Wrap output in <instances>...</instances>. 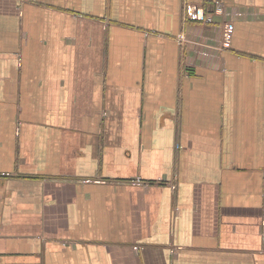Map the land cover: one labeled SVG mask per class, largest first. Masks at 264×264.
I'll return each instance as SVG.
<instances>
[{"label": "crops", "instance_id": "0c3cea01", "mask_svg": "<svg viewBox=\"0 0 264 264\" xmlns=\"http://www.w3.org/2000/svg\"><path fill=\"white\" fill-rule=\"evenodd\" d=\"M0 264H264V0H0Z\"/></svg>", "mask_w": 264, "mask_h": 264}, {"label": "built area", "instance_id": "2783aa9c", "mask_svg": "<svg viewBox=\"0 0 264 264\" xmlns=\"http://www.w3.org/2000/svg\"><path fill=\"white\" fill-rule=\"evenodd\" d=\"M216 4H217L218 12L225 10V4L223 2L218 1ZM195 12H196V17H198L199 19H202L203 21H205L207 23L213 22L212 15L204 14V11L202 9H195ZM132 183L140 185L143 183V181L141 179H136V180L132 181Z\"/></svg>", "mask_w": 264, "mask_h": 264}]
</instances>
